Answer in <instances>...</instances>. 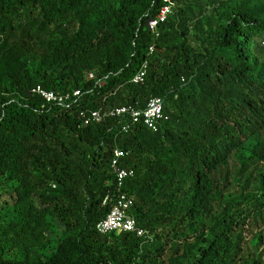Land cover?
<instances>
[{
    "label": "trees",
    "instance_id": "1",
    "mask_svg": "<svg viewBox=\"0 0 264 264\" xmlns=\"http://www.w3.org/2000/svg\"><path fill=\"white\" fill-rule=\"evenodd\" d=\"M172 1L0 0V264H264V0ZM117 147L152 238L96 229Z\"/></svg>",
    "mask_w": 264,
    "mask_h": 264
},
{
    "label": "built area",
    "instance_id": "2",
    "mask_svg": "<svg viewBox=\"0 0 264 264\" xmlns=\"http://www.w3.org/2000/svg\"><path fill=\"white\" fill-rule=\"evenodd\" d=\"M173 1L163 0V4L155 18L148 21L147 26L152 33L157 37L160 36V25L168 20V17L173 12ZM155 51V46H150L147 53V59L142 63L132 81L134 83L143 82L148 74L150 58ZM90 80L96 79L94 73H89ZM99 86L104 85V82L97 80ZM35 92L41 95L49 102H56L59 104H66L72 97H77L81 94L80 91L61 94L55 91H47L41 87L35 89ZM121 116L128 115L134 122H143L148 128L157 130L158 125L168 116L164 114L163 101L160 98L152 99L144 109H137L132 105L117 107L106 110L105 112L94 111L91 118L94 121H103L106 116ZM126 156V153L120 148L114 149V157L112 168L115 173L117 192L115 194V202L108 216L101 220L96 229L101 234H110L113 232H131L137 234L139 237L152 238V234L142 227L137 225L135 217L131 213V208L134 205V199L125 191V182L128 178L135 175V171L121 167V160Z\"/></svg>",
    "mask_w": 264,
    "mask_h": 264
}]
</instances>
